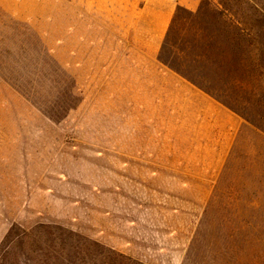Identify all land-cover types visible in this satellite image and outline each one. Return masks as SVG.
Returning <instances> with one entry per match:
<instances>
[{"label":"rangeland","instance_id":"1","mask_svg":"<svg viewBox=\"0 0 264 264\" xmlns=\"http://www.w3.org/2000/svg\"><path fill=\"white\" fill-rule=\"evenodd\" d=\"M104 3H90V31L77 35L87 43L74 39L58 51L65 59L69 47L78 48L75 90L85 96L63 128L39 121L42 134L21 133L0 114V240L12 223L61 224L145 264H183L220 173H206L208 149L190 144L206 133L177 127L178 117L193 123V110L168 114L180 97L150 60L156 42L143 23L127 33L123 21L108 17V31H96L103 22L95 5ZM75 11L62 4L50 44L64 37L58 27ZM118 24L122 31L113 33ZM18 28L0 15L1 32ZM72 138L75 149L66 144Z\"/></svg>","mask_w":264,"mask_h":264},{"label":"trees","instance_id":"2","mask_svg":"<svg viewBox=\"0 0 264 264\" xmlns=\"http://www.w3.org/2000/svg\"><path fill=\"white\" fill-rule=\"evenodd\" d=\"M11 21L20 30L0 31V74L46 117L62 120L81 100L74 78L27 24ZM157 59L264 133V0L177 5ZM240 163L236 152L220 173L183 264H264V173H243ZM0 264L145 263L61 224L12 223Z\"/></svg>","mask_w":264,"mask_h":264},{"label":"crops","instance_id":"3","mask_svg":"<svg viewBox=\"0 0 264 264\" xmlns=\"http://www.w3.org/2000/svg\"><path fill=\"white\" fill-rule=\"evenodd\" d=\"M92 1L94 0H0V13L3 17L27 24L30 30L41 38L56 61L73 75L74 81L78 84L79 80L74 70L79 66L76 62L79 54L78 48L69 47L66 50L65 59L60 58L58 51L63 47H68L74 39L81 45L87 43L86 37L77 35L87 34L90 31L84 21L89 16ZM98 1L100 3L105 1L107 4L104 3L101 6L102 9H99L98 4L95 5L97 6L95 16L103 22L96 27V31H108V26L104 25V20L108 17L116 19L119 24L123 21L124 31L127 33H137L138 23L142 22L144 34L148 35V39L156 42L150 52L147 50L150 60L156 61L157 69L165 84L169 83V78L173 79L172 86L180 97L177 106L171 107L167 112L168 114L186 115L188 111L193 110V123L187 126L184 120L178 117L177 127L178 129L201 130L206 133L207 137L193 140L190 143L192 146L208 149L206 162L209 164L206 173H224L228 162L236 155V152L243 165V173H264V133L157 59L159 48L176 6L196 10L200 0H144L139 5L137 0ZM62 4L66 7H74L76 11L67 13L65 26L58 27V32L64 34V37L57 38L53 44H50L47 34L57 29L56 16ZM119 24L113 26V33L122 31V26ZM84 100L85 96L62 120L52 121L0 74V114L4 113L14 120L13 130L21 133L27 131L42 134L44 126L39 121L49 123L60 130L63 128L61 124L70 118L72 111L80 108ZM66 144L75 149L77 140L72 138ZM97 153L98 156L102 154L100 151ZM254 167L257 169L254 170Z\"/></svg>","mask_w":264,"mask_h":264}]
</instances>
